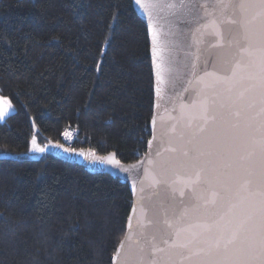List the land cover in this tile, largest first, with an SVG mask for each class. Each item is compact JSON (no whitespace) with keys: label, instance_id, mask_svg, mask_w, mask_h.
Listing matches in <instances>:
<instances>
[{"label":"trees","instance_id":"16d2710c","mask_svg":"<svg viewBox=\"0 0 264 264\" xmlns=\"http://www.w3.org/2000/svg\"><path fill=\"white\" fill-rule=\"evenodd\" d=\"M0 96L14 109L0 122V152L17 155L0 158V264H111L127 184L47 152L18 154L32 136L62 143L65 129L72 149L123 164L144 154L153 82L131 0H0Z\"/></svg>","mask_w":264,"mask_h":264},{"label":"snow or ice","instance_id":"6c2138e0","mask_svg":"<svg viewBox=\"0 0 264 264\" xmlns=\"http://www.w3.org/2000/svg\"><path fill=\"white\" fill-rule=\"evenodd\" d=\"M135 3L146 11L168 9L183 24L178 29L177 47L191 35L192 44L187 47L195 45V53L188 52L186 57L193 55L194 59L184 66L191 71L188 83L195 82L199 87L191 104L179 105V115L170 129L172 135L166 134L168 147L164 151L175 155L149 161L158 168L151 184L153 195L159 197L157 203L150 204L156 217L150 221L154 231L146 234L141 230L135 241L134 259L120 257V249L124 248L121 241L113 260L120 258V264H264V0ZM149 21L159 98L165 81L158 62V31L151 13ZM224 25L239 27L227 42ZM206 36L215 38L210 47L235 48L240 59L229 61L217 56L211 61L212 70H208L210 60L200 63L199 47ZM0 101L4 105L0 108L2 120L12 104L3 96ZM155 123L153 119V126ZM48 147L32 136L28 152L43 154ZM54 147L76 151L62 144ZM28 152L18 155L26 157ZM76 154L93 163L120 166L115 152L98 156L81 150ZM156 156L162 153L157 151ZM140 191L143 194L144 188ZM139 203L143 215V195ZM161 213L163 220L159 218ZM128 227H132L131 217ZM176 249L180 251L174 253ZM163 253L167 256L157 255Z\"/></svg>","mask_w":264,"mask_h":264},{"label":"water","instance_id":"95a60500","mask_svg":"<svg viewBox=\"0 0 264 264\" xmlns=\"http://www.w3.org/2000/svg\"><path fill=\"white\" fill-rule=\"evenodd\" d=\"M132 7L136 15L140 18L146 27L148 44H149V58L152 73L153 82V107L152 115L149 122V139L146 142L144 154L135 162L129 164H123L120 162V166L110 164H100L99 162L93 163L91 159H85L84 157L78 156L76 153L83 150L85 152L91 151L90 149H75V152H65L62 148L54 147L58 144L50 140H46L48 144L47 153L53 155L59 160L75 164L85 168L90 174H108L114 176L124 183L127 184L131 194V207L128 213V217L125 224V232L121 239L124 241V248L120 249V257L128 255L134 259L136 254L137 245L135 241L140 237L141 230L146 234H151L154 231L153 224L150 221L156 219L154 212L150 207V204L158 202L159 197L153 195L155 189L151 186L152 177L158 172V168L149 161L167 160L172 157L173 153L165 152L164 149L168 147L166 142V134L172 135L170 132L171 126L176 122V117L179 115V105L181 103L191 104L196 99V89L199 87L193 82L189 84L191 77L190 67L186 68L185 63L189 64L194 59L193 55L186 53H195V45L189 49L187 45L192 44V37L189 34L181 47H177V41L179 39L178 29L183 28V24L176 21V18L172 16L168 9L161 10L160 8H150L147 11L141 8L135 3V0H131ZM143 3H151L152 0H142ZM149 13L155 22V27L158 31V44H159V63L163 70L161 75L165 81L162 86V91L159 93V98L155 92L156 77H155V62L152 55V41H151V28L149 27ZM203 14V13H201ZM239 31L238 25H224L223 32L225 42L230 40ZM205 43L201 44L200 47V63L202 64L205 59H209L208 70H212V63L217 56H223L229 61L238 60L241 54L237 52L235 48H212L211 43L215 42V38L212 36H206ZM246 58V57H245ZM217 68L220 65L217 64ZM243 71L241 75H243ZM211 83V81H209ZM185 89H188L185 91ZM155 119L156 123L153 126L152 121ZM34 134L37 133V129L33 127ZM151 141V144H149ZM63 145V144H62ZM66 147V146H64ZM68 148V147H66ZM162 153L161 157L156 156V152ZM93 152V151H91ZM112 153V152H110ZM109 153L105 154L108 155ZM98 156H104L99 155ZM135 165L136 167H132ZM124 169H127L125 171ZM141 187L144 188L143 194L141 193ZM141 195L145 197V212L141 214V204L139 203ZM151 197V201H149ZM135 209V211H133ZM171 214H169L170 218ZM132 227L129 229L128 224L130 222ZM161 220L164 219L161 213ZM128 237H131L129 240ZM117 245L116 250L112 256L111 264H120V258L116 261L113 260L116 255L120 243ZM163 247V245H161ZM180 250H173L174 253H178ZM158 256H167V253L157 254ZM174 259H179L178 255L173 256ZM187 264V262H185Z\"/></svg>","mask_w":264,"mask_h":264},{"label":"built area","instance_id":"2783aa9c","mask_svg":"<svg viewBox=\"0 0 264 264\" xmlns=\"http://www.w3.org/2000/svg\"><path fill=\"white\" fill-rule=\"evenodd\" d=\"M65 133L68 134V137L66 138L65 136ZM72 134H74L72 132V130L70 129H65L62 131L61 133V140H62V143L67 146L68 148H71L73 146V138H72Z\"/></svg>","mask_w":264,"mask_h":264},{"label":"rangeland","instance_id":"374dc122","mask_svg":"<svg viewBox=\"0 0 264 264\" xmlns=\"http://www.w3.org/2000/svg\"><path fill=\"white\" fill-rule=\"evenodd\" d=\"M16 156H17L16 154H12L9 152H0V158L1 157H13L14 158ZM41 156H42V154L31 153V152H28V155H27V157L30 159H39Z\"/></svg>","mask_w":264,"mask_h":264},{"label":"crops","instance_id":"0c3cea01","mask_svg":"<svg viewBox=\"0 0 264 264\" xmlns=\"http://www.w3.org/2000/svg\"><path fill=\"white\" fill-rule=\"evenodd\" d=\"M3 106H4V105H3V101H0V108H2ZM13 111H14V109H13V106H12V108L8 110V112H7V114L5 115L4 119H5L9 114H11ZM4 119L0 120V122L3 121Z\"/></svg>","mask_w":264,"mask_h":264}]
</instances>
